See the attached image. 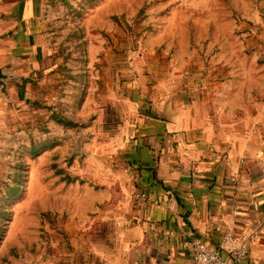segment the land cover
I'll use <instances>...</instances> for the list:
<instances>
[{
	"label": "rangeland",
	"instance_id": "1",
	"mask_svg": "<svg viewBox=\"0 0 264 264\" xmlns=\"http://www.w3.org/2000/svg\"><path fill=\"white\" fill-rule=\"evenodd\" d=\"M44 17L38 73L0 92V264H66L101 213L129 135L121 83L138 73L162 104L264 61V0H47Z\"/></svg>",
	"mask_w": 264,
	"mask_h": 264
},
{
	"label": "crops",
	"instance_id": "2",
	"mask_svg": "<svg viewBox=\"0 0 264 264\" xmlns=\"http://www.w3.org/2000/svg\"><path fill=\"white\" fill-rule=\"evenodd\" d=\"M46 2L0 0V68L14 77L6 82H28L42 66ZM257 68L211 87L199 77L162 104L138 73L125 98L124 83L115 88L128 100L129 135L118 141L107 202L70 238L66 264H193L198 242L227 261L246 243L245 264H264V61Z\"/></svg>",
	"mask_w": 264,
	"mask_h": 264
},
{
	"label": "built area",
	"instance_id": "3",
	"mask_svg": "<svg viewBox=\"0 0 264 264\" xmlns=\"http://www.w3.org/2000/svg\"><path fill=\"white\" fill-rule=\"evenodd\" d=\"M233 242L230 234L225 237V243ZM233 258L227 261L217 253L210 251L203 243H196L194 247L193 264H245L250 251L246 243L238 244L232 249Z\"/></svg>",
	"mask_w": 264,
	"mask_h": 264
},
{
	"label": "water",
	"instance_id": "4",
	"mask_svg": "<svg viewBox=\"0 0 264 264\" xmlns=\"http://www.w3.org/2000/svg\"><path fill=\"white\" fill-rule=\"evenodd\" d=\"M9 67H2L0 68V92L4 93L6 91V87H7V82L8 80H12L14 79L13 76L7 75L6 74V69H8Z\"/></svg>",
	"mask_w": 264,
	"mask_h": 264
}]
</instances>
